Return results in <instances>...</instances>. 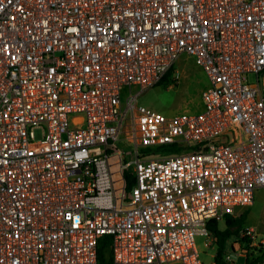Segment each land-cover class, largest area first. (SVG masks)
Wrapping results in <instances>:
<instances>
[{
	"label": "built area",
	"instance_id": "built-area-1",
	"mask_svg": "<svg viewBox=\"0 0 264 264\" xmlns=\"http://www.w3.org/2000/svg\"><path fill=\"white\" fill-rule=\"evenodd\" d=\"M182 54L202 109L139 104ZM260 189L264 0H0V264H99L106 234L112 264H204Z\"/></svg>",
	"mask_w": 264,
	"mask_h": 264
},
{
	"label": "rangeland",
	"instance_id": "rangeland-1",
	"mask_svg": "<svg viewBox=\"0 0 264 264\" xmlns=\"http://www.w3.org/2000/svg\"><path fill=\"white\" fill-rule=\"evenodd\" d=\"M174 70L179 72V81L172 82L170 80V83H160L145 90L134 86L132 88L133 93H139L138 103L166 115L200 111L204 105L202 91L209 85L204 69L197 64L193 56L182 54L175 62ZM250 80H255V76L251 75ZM38 137H40L39 132ZM120 147L125 152L131 151V148L126 145ZM246 210L248 214L243 231L245 233L248 228L253 227L257 234L256 241L260 244V240L264 239V189L257 192L255 201L251 206L237 208L238 212H245ZM220 224L221 227L225 226L224 221ZM213 239L214 242L206 246L205 237H197V245L204 264H212L214 261L217 245L215 237ZM232 255L235 257L234 253ZM236 258L239 260V257Z\"/></svg>",
	"mask_w": 264,
	"mask_h": 264
},
{
	"label": "trees",
	"instance_id": "trees-1",
	"mask_svg": "<svg viewBox=\"0 0 264 264\" xmlns=\"http://www.w3.org/2000/svg\"><path fill=\"white\" fill-rule=\"evenodd\" d=\"M174 68H172L158 83H170L172 79V72ZM167 151H177V147L175 145H165L162 147ZM125 178L127 180L126 190L131 191L133 186L135 185L136 179L135 176L129 171L125 172ZM247 210L243 212L241 215L235 217L232 215H228L225 218V226L221 227V222L212 219L208 223L209 229L213 232L215 236V242L217 245L216 255H215V264H261L264 263V246L261 248L251 247L250 242L251 238L249 236H245L242 238V242L246 243V249L249 250L247 257L244 262L241 263H230L226 260L227 249L229 246V241L239 238L240 233L244 230L246 220H247ZM111 242L112 236L109 234L103 235L99 241V264H112L113 257L111 252Z\"/></svg>",
	"mask_w": 264,
	"mask_h": 264
},
{
	"label": "crops",
	"instance_id": "crops-1",
	"mask_svg": "<svg viewBox=\"0 0 264 264\" xmlns=\"http://www.w3.org/2000/svg\"><path fill=\"white\" fill-rule=\"evenodd\" d=\"M249 207V206H248ZM243 212H238V214L239 215H241ZM239 215H237V216H239ZM237 216H235V217H237ZM224 222H225V219L223 220ZM220 222H222V221H220ZM243 232V231H242ZM241 232V233H242ZM241 233H240V236H241ZM240 236H239V238H235L234 240L232 239V240H230L229 241V246H228V249H227V254L228 253H230L231 255H232V253H234L235 254V260H236V263H241V262H244L245 261V257H243V256H241V255H238L239 254V250H237L238 248H239V244H237L236 242H238V241H241L242 240V238H240ZM213 237H215L214 235H213ZM212 242H214V239L212 240ZM216 243V242H215ZM242 245H246L245 244V242H240ZM244 247V246H243ZM245 249H246V246L244 247ZM216 255V254H215ZM215 255H214V261L212 262V264H215ZM236 257H239V260H238V258H236Z\"/></svg>",
	"mask_w": 264,
	"mask_h": 264
}]
</instances>
